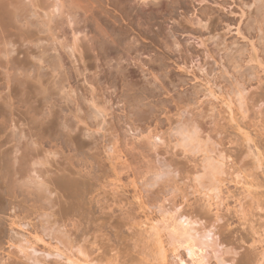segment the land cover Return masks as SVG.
I'll list each match as a JSON object with an SVG mask.
<instances>
[{
  "label": "rangeland",
  "instance_id": "obj_1",
  "mask_svg": "<svg viewBox=\"0 0 264 264\" xmlns=\"http://www.w3.org/2000/svg\"><path fill=\"white\" fill-rule=\"evenodd\" d=\"M76 1L0 0V264H264V0Z\"/></svg>",
  "mask_w": 264,
  "mask_h": 264
},
{
  "label": "bare ground",
  "instance_id": "obj_2",
  "mask_svg": "<svg viewBox=\"0 0 264 264\" xmlns=\"http://www.w3.org/2000/svg\"><path fill=\"white\" fill-rule=\"evenodd\" d=\"M62 1V0H61ZM78 1V0H77ZM76 1V2H77ZM82 1V0H81ZM88 3H86V6L85 7H83V9H84V13L87 15V18L88 19H91V18H93L94 16H93V8H94V3H93V1L92 0H86ZM85 0H84V3L86 2ZM79 2V1H78ZM82 4V5H81ZM81 4L79 3H77V5L78 6H81V9H82V6H83V3L81 2ZM123 5V4H122ZM120 6V5H119ZM116 7V6H115ZM124 16V15H123ZM122 16V17H123ZM86 17V16H85ZM127 18V17H126ZM125 18V19H126ZM127 20V19H126ZM120 28H122V30H124L123 29V26L122 25H118ZM101 33V32H100ZM100 36H102V33L100 34ZM120 39V38H119ZM119 39H117V38H113L111 41H120ZM118 46H120V44L118 43ZM41 157V156H40ZM43 159H45V161L43 160V164H42V160ZM41 159H39L38 157H37V160H33L34 161V164L32 165V168L34 169L31 173H32V175L34 174V176H35V174H36V176L39 178L40 177V175L42 174V171L39 169V168H41L42 169V167L40 166V164L43 166L44 164L46 165L48 162H46V158H41ZM47 160H48V158H47ZM38 165L36 168H35V166L36 165ZM38 168V169H37ZM46 172V171H45ZM41 173V174H40ZM46 174V173H45ZM33 176V178L36 180V176L34 177ZM32 178V177H31ZM38 178H37V180H38ZM36 180V181H37ZM40 180V179H39ZM39 182V181H38ZM41 182V181H40ZM155 229V228H154ZM184 230V229H183ZM159 232V236H160V231L157 229V233ZM173 235L172 236H174V238L176 239V238H178V240L181 242V241H184V242H186L187 244H189L190 245V247L193 249V247H195V246H198L199 248H201L202 250H204V249H208L209 248V238H210V235H205L203 238H201V239H199L198 238V236H199V231L198 230H196V229H189V230H184L183 232H179V230L178 231H176V232H173L172 233ZM171 236V235H170ZM161 238V237H160ZM159 240V239H158ZM177 240V241H178ZM178 241V242H179ZM174 242V241H173ZM175 243V242H174ZM174 243H172V245L174 244ZM168 245H170L169 243L168 244H166L164 241L162 242V240L160 241V243H159V250H158V253H157V257L159 258V260L161 261V263L160 264H169V254H168V252H169V250H168V248H167V246ZM176 245V244H175ZM170 247V246H169ZM173 250L174 251H176V249H175V246H174V248H173ZM173 251V252H174ZM159 261V262H160Z\"/></svg>",
  "mask_w": 264,
  "mask_h": 264
}]
</instances>
